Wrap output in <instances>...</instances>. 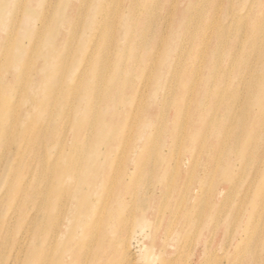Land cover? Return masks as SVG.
Returning <instances> with one entry per match:
<instances>
[{"label":"rangeland","instance_id":"374dc122","mask_svg":"<svg viewBox=\"0 0 264 264\" xmlns=\"http://www.w3.org/2000/svg\"><path fill=\"white\" fill-rule=\"evenodd\" d=\"M49 2L0 0V77L9 82L17 62L25 67L22 82L10 84L18 92L39 75L55 86L56 103L43 111L44 119L35 117L52 127L50 120L68 109L66 83L75 81L84 56L92 58L93 139L107 137L109 147L99 175L105 183L93 190L95 206L83 231L90 234L91 253L101 252L108 228L113 244L105 264H252L256 237L250 235L264 230V0H56L45 19ZM137 28L144 30L139 40ZM20 34L26 35L21 51L14 49ZM58 58L63 62L56 65ZM141 97L143 108L124 115L129 127L110 133L100 127L103 106L120 112ZM84 119L80 110L67 127ZM138 129L154 131L141 148L134 145ZM42 150L49 156L55 149L45 142ZM159 184L165 186L155 198ZM197 190L203 192L197 217L186 215ZM146 196L150 221L141 225L138 208ZM58 203L66 217L68 206L63 212ZM187 218L191 228L184 236ZM129 245L131 255H124Z\"/></svg>","mask_w":264,"mask_h":264},{"label":"bare ground","instance_id":"6f19581e","mask_svg":"<svg viewBox=\"0 0 264 264\" xmlns=\"http://www.w3.org/2000/svg\"><path fill=\"white\" fill-rule=\"evenodd\" d=\"M55 1L50 0L44 5L41 14H44L45 19L48 18ZM28 11L35 17L39 15L35 10ZM44 24L45 21L42 20L38 27V35ZM108 25L109 21L107 28ZM5 29L11 32L13 28L8 26ZM143 36V28H137L135 37L139 40ZM25 37V34H20L14 49L21 51L25 48L23 42ZM38 38L39 36L36 37ZM70 38L75 39L69 36ZM28 42L31 45L34 40ZM137 47V45L131 47L130 53L134 57L138 54ZM90 54L93 56L92 53ZM83 59L86 63L79 75L75 81L71 79L65 86V97L62 102L68 109L50 120L55 122L52 127H46L43 120L42 124H37L35 117L44 119L43 111L56 103L57 99L55 95L53 96L55 86L47 87L44 77L39 75L38 78L34 77L33 81L28 80L25 83L22 93L20 90L18 92V86L12 87L10 84H14L13 80L21 81L20 75L25 67L18 65L17 62L13 63L14 69L10 71L12 79L7 81L8 84L5 83L4 76L0 77V99H2L0 103V264H105L108 260V250L113 244L108 236L109 229H103L105 240L102 241L101 252L95 254L91 253L86 243L90 234L83 232L85 223H88L87 216L95 206L91 198L93 190L102 188L105 183L104 178L102 177L101 180L99 175L105 174L107 161L104 163L106 159L103 160L102 156L109 147L106 136V138L102 136L97 140L93 139V134L97 130L94 125L96 120L94 113L96 116L98 113H96V104L90 96L92 93L87 87V79L91 81L95 76V69H90L92 58L87 60L84 56ZM30 60L33 64V57ZM59 62H63L61 58H58L56 65H59ZM50 65L51 63L48 62L45 67ZM89 76L91 78H88ZM116 87L117 84L114 85V89ZM20 97L21 99L24 97L23 102L19 101ZM67 99H70L69 102ZM143 105L141 97L134 106L120 112L109 104L103 106L99 112L102 121H106V124L103 126V122H100L99 125L108 133L113 129L116 130L119 125L118 131L121 132L123 127H129L124 115L134 114L142 109ZM80 110L85 114L84 122L69 129L67 118L70 119ZM153 134L154 131L150 129H138L134 145L141 148ZM45 142L50 150L55 149L49 156H45L43 150L40 151V145ZM161 143L167 142L162 140ZM210 155L216 156L217 152H211ZM163 186L165 185L159 184L155 188L153 192L155 198L162 194L160 187ZM126 190L130 194L133 193L128 187ZM193 194L192 202L185 208V212L186 215L197 217L196 207L203 192L197 190ZM262 195L264 196V192ZM145 199L138 208L140 215L138 224L141 225L150 221L151 205L147 196ZM58 201L62 202L63 212L68 206L66 217L62 215ZM118 201L122 205L125 204L120 197ZM117 216L124 217L121 213ZM262 222L260 219L259 224ZM209 225L210 221L207 222L208 227ZM182 228V235L187 236L191 228L188 218L182 224ZM263 231V229L258 230L257 227L250 235L256 237L252 247L254 248L252 264H264V246L258 255L255 250L264 242ZM199 236L200 240H205L203 235ZM149 239L152 238L148 237L147 240ZM244 245L245 243L238 244L236 249L239 250ZM131 252L130 245L126 246L124 255H131ZM197 259L201 261L202 256L199 254Z\"/></svg>","mask_w":264,"mask_h":264}]
</instances>
